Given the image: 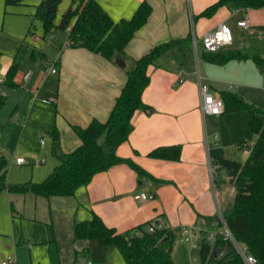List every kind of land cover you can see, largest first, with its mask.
Returning a JSON list of instances; mask_svg holds the SVG:
<instances>
[{
  "label": "crops",
  "instance_id": "obj_1",
  "mask_svg": "<svg viewBox=\"0 0 264 264\" xmlns=\"http://www.w3.org/2000/svg\"><path fill=\"white\" fill-rule=\"evenodd\" d=\"M97 1L119 21L132 17L144 0ZM148 1L152 12L129 41L124 55L108 59L85 47L71 46L68 31L55 29L61 22L56 18L50 32L44 30L43 35L34 36L36 44L32 46L30 62L24 64L25 58L23 63L0 65V94L7 96L4 106L8 103L5 129L11 127L22 139L34 132H47L54 140L42 155L41 164L51 161V166L40 168L43 178L66 153L81 144L75 126L86 127L93 119L108 118L136 59L159 43L179 40L150 65V82L142 95L149 107L135 112L130 136L116 150L119 156L131 158L146 173L139 175L129 163H118L96 173L73 195L48 197L67 224L66 235L55 232L51 239L56 243L58 255H73L74 251L88 254L102 249V257L91 255L85 264H127L117 245H103L97 238L75 237L76 223L91 220L95 214L120 232L158 219L184 241L190 240L193 233L205 236L203 232L223 230L220 216L233 201L236 188L230 186L233 183L225 170H219V174L216 170L215 176L211 165L220 158L245 162L248 157L245 149L252 148L258 136L249 128L250 114L246 109L204 113L201 84L209 85V90L221 97L224 92L240 95L262 110L264 122V6L247 8L231 2L205 15L202 12L218 0ZM244 17L250 18L247 28L238 26ZM222 22L234 33L233 43L224 49L240 50L246 57L221 64L211 61L205 50L199 56L193 36L199 40ZM47 35L50 40L44 41ZM117 56L124 60L125 67L116 62ZM13 64L17 68L14 88L3 81ZM4 132H0V137ZM172 145L181 147L179 159L149 155L157 147ZM236 148L242 151L243 160L233 158ZM0 159L7 164L6 149L1 151ZM140 193L153 197L137 199L135 196ZM34 194L36 207L43 205L41 197L47 196ZM11 208L14 210L13 204ZM53 217L52 213L50 219ZM112 246L117 247L125 263L108 259L109 254H113L111 259H118ZM7 253L8 249H4L0 264L8 257ZM21 263L16 258L10 264ZM52 264L73 263L59 257V263Z\"/></svg>",
  "mask_w": 264,
  "mask_h": 264
},
{
  "label": "trees",
  "instance_id": "obj_2",
  "mask_svg": "<svg viewBox=\"0 0 264 264\" xmlns=\"http://www.w3.org/2000/svg\"><path fill=\"white\" fill-rule=\"evenodd\" d=\"M24 0H6L7 4H19ZM63 0H40L34 16L42 20L45 32L56 25L58 8ZM239 2L247 8H260L264 0H218L207 7L202 14L211 15L221 5ZM152 5L144 0L132 17L115 21L97 0H71L67 11L62 15L58 27L66 30L73 22L69 34V44L73 47H85L100 53L108 59L124 55L129 41L148 20ZM74 19V20H73ZM179 40H171L155 45L148 53L135 61L128 70L127 81L116 103L105 121L93 119L86 127L75 126L81 144L65 154L53 171L41 181H25L6 184V161L0 159V190L8 187L18 192H34L47 197L53 195H73L79 186L88 184L98 172L108 170L118 163H129L139 175L145 170L131 158L117 154V147L126 141L133 130L132 118L141 108H148L142 98L143 91L150 82L149 67L163 54L169 51ZM215 51L205 50L211 61L226 63L233 58H243L247 54L236 49ZM1 61V52H0ZM16 66H10L4 78V84L14 88ZM6 94H0V110L6 102ZM222 99L225 110L246 109L249 111V128L257 134V140L245 162L228 158L215 160L219 170H225L235 181L236 194L223 213L226 225L238 242H242L246 251L257 258L258 264H264V122L262 110L234 92H224ZM179 145L160 146L150 152L153 157L179 159ZM149 220L130 230L118 231L106 224L99 215L91 220L75 225L76 238H97L101 244H114L119 247L127 264H176L171 248L175 231L166 226L148 231ZM219 225L223 226L220 221ZM200 246L202 264H246L243 256L229 238L217 232L213 241L207 239V233ZM230 246L228 250L227 247Z\"/></svg>",
  "mask_w": 264,
  "mask_h": 264
},
{
  "label": "rangeland",
  "instance_id": "obj_3",
  "mask_svg": "<svg viewBox=\"0 0 264 264\" xmlns=\"http://www.w3.org/2000/svg\"><path fill=\"white\" fill-rule=\"evenodd\" d=\"M39 2L40 0H24L19 4H7L6 0H0V65L3 66L5 63L9 65L13 62L16 64L23 63L25 58L24 64L30 62V52L32 46L36 44L34 36L44 34L42 20L34 16L36 5ZM70 4L71 0H63L60 3L57 22H60L63 13L67 11ZM55 29H59V27H55ZM43 40H50V36L47 35ZM204 50L202 37H200L198 40L199 56ZM51 55L53 54L50 53V57H52ZM7 104L0 111V132L6 130L4 136L0 137V153L6 149V184L24 182L30 179L39 181L46 177L40 178V168L49 164L51 166V161L45 165L41 164V161L45 149L50 148L54 140L47 132H34L28 138L22 139L19 133H16L11 127L5 129L3 122L8 116ZM235 151V154L232 155L233 158L243 160L242 151L239 148H236ZM17 156L24 157L25 162L22 165L16 164ZM216 174L217 171H215V176ZM228 180L233 183L228 182L230 186L236 188L235 181H232L230 177ZM34 198L36 195L29 191L18 192L8 187L0 190V260L4 249H8L7 255L13 259L19 258L21 264H31L32 260L33 264L59 263V257L63 261H71L73 264H85L91 255L97 259L103 256L102 249H96L88 254L74 251L73 255H58L56 243L51 239H53L55 232L59 236L66 235L67 224L59 213L60 211L56 210L48 201V197H41L44 204H39L38 207L35 205ZM12 204L14 210L11 208ZM52 213L54 217L50 219ZM36 214H38L37 219L35 218ZM220 217L223 219L222 214ZM180 237L175 236L171 248L172 257L176 264H202L200 246L204 235L193 233L189 235L190 240L188 241H184ZM6 243H9L10 246L6 247ZM238 244L246 251L242 242H238ZM30 246L34 247H32L31 252ZM112 247L116 250L118 259H111L113 254L109 253L108 259L110 258L114 263H117L118 260L125 263V259L117 247ZM7 255L5 256L7 257Z\"/></svg>",
  "mask_w": 264,
  "mask_h": 264
},
{
  "label": "built area",
  "instance_id": "obj_4",
  "mask_svg": "<svg viewBox=\"0 0 264 264\" xmlns=\"http://www.w3.org/2000/svg\"><path fill=\"white\" fill-rule=\"evenodd\" d=\"M250 25V18L244 17L243 19H240L238 21V26L241 28H247ZM73 27V22L70 23L67 27V31H71ZM194 37V44L195 48H197L198 45V39L196 36ZM234 41V33L231 27L225 23H220L216 28L208 30L205 32L202 36V42L203 47L207 51H215L220 49L221 47L231 45ZM55 71V69H53ZM28 77V75H26ZM0 76V80H1ZM201 95H202V101H201V109L204 113H211V114H221L225 110V102L222 99V97L219 94H215L209 90V85L207 84H201ZM251 152V148L245 149V154L248 156ZM17 164L21 165L25 162L24 157L18 156L16 158ZM219 167V164L213 162L211 165V171L215 174V171ZM137 199L141 198H147V197H153V194L148 195L146 193H140L135 196ZM221 221L223 222V230L221 233L224 234L225 238H229L233 241L239 252L242 254L246 264H258L257 258L245 251V249H242L239 244L238 240L234 237L232 231L229 229V227L226 225L224 218H221ZM164 224L159 221H153L152 224H149L147 227L148 231H154L156 227H162ZM217 233L215 232H208L207 233V239L209 241H213ZM14 262V259L11 256H8L5 260L1 262V264H10ZM87 264H95V263H87Z\"/></svg>",
  "mask_w": 264,
  "mask_h": 264
},
{
  "label": "water",
  "instance_id": "obj_5",
  "mask_svg": "<svg viewBox=\"0 0 264 264\" xmlns=\"http://www.w3.org/2000/svg\"><path fill=\"white\" fill-rule=\"evenodd\" d=\"M116 62L122 66V67H125V62L122 58H120L119 56L116 57ZM227 249L229 250L230 249V246L227 247Z\"/></svg>",
  "mask_w": 264,
  "mask_h": 264
}]
</instances>
